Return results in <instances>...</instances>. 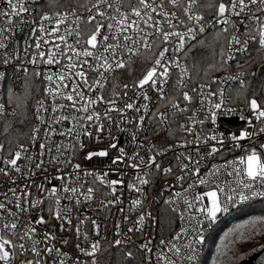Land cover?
Wrapping results in <instances>:
<instances>
[{
    "label": "built area",
    "instance_id": "built-area-1",
    "mask_svg": "<svg viewBox=\"0 0 264 264\" xmlns=\"http://www.w3.org/2000/svg\"><path fill=\"white\" fill-rule=\"evenodd\" d=\"M40 2L41 0H24V6L27 10L19 16L12 18V28L7 33V52L0 50V73L4 74L3 78H0V104H4L6 106L5 115H0V117L8 118L13 117L16 114V108L14 107L16 98L12 97L10 95L11 93H16L18 96L21 94L27 83L32 87L37 84V90H41V94L36 98L32 106V120L29 136L26 141L19 142L28 148L29 155L37 158H39L40 143L48 144L52 149L51 155H55L56 145H68L75 142L71 136L59 135V132H66L68 129L73 127L71 120L54 125L57 129V134L52 135L49 138H45L44 132L41 131L37 141L33 142L30 140L33 127H39L42 130L47 129V121L53 115L51 111L53 103H70L60 99L53 101L47 89L49 87L55 88V84L50 85L49 82L44 79V75L46 74H55L60 72L61 69L67 65V58L58 57V59L63 60V64L48 65L46 63H40L38 59L35 64L30 62L33 56L38 57V50L35 47L36 39H34V37L40 38L42 36V33L37 30L39 25L44 23L45 27L49 30L55 26V19L49 23L47 21H42L41 17L44 15L55 17V14L58 13L43 11L41 9ZM113 2H116V0H113ZM149 2H152V0H149ZM210 2H212V0H200V4L198 5L196 11L199 12V14L205 19V23L203 25L205 30L203 33L197 31L195 33L196 39L189 40L183 52L173 51L177 44L175 38H172L170 43L165 44L162 42V39H157L160 34L155 33L153 28H148L141 24L145 33H152L149 40L150 42L154 41L153 48L151 50H145L142 46L143 41H141V45L139 46V55H131L127 52V50L118 51L116 54V59L122 58L125 61H129L130 58V62L127 63L125 67L133 61L143 59L144 70L137 79L133 81L126 80V77L122 73V70L125 68L124 67L117 69L110 74L105 73V76L108 78L101 81L103 88L96 91L89 92L87 86H85L83 82H80L79 87L86 93L87 96H103L105 100L116 99L119 107H123V105L129 101H134L137 106L147 103L148 111L145 112L143 109L140 112L128 110L123 117L116 112H112V121L102 120L105 126L102 132H97L95 124L87 126L88 130L92 132L93 135L88 137L81 134L80 138L85 144V148L81 150L77 145V152L72 160L73 164L78 163L81 166L79 176L72 174L71 167H65L62 164L57 165L49 163L45 164V168L47 169L46 172L44 170H36L34 167L29 166L31 171L34 173L31 177H27L26 175L21 177L13 173V176L16 178V185L21 187L24 185L28 186V189L31 192L32 200L46 195L39 190V185L41 184L47 188H51L52 186L59 188L62 182L54 179V177L58 174L70 176V180L65 182L70 183L72 186H77L76 181L78 180L79 186H82V190L84 192L87 191L88 187H94L95 192L94 199L91 202H83V198L81 197L82 203L76 204L74 200L64 198L65 194L61 191L62 199L60 207L64 210V213L70 217L71 224L63 223L62 228V221L55 219L49 214V208L53 211L56 210L55 201L45 199L44 204H42L39 208L32 209L30 212L21 214V222L17 230V235L15 237L8 236L7 238L12 239L15 243H20L19 234L25 230L26 226L33 223L40 215H43L47 223L33 225L37 232L36 239L43 241L44 234L46 232L54 234L55 240L51 241V245L60 248L62 252L66 253L74 261L79 260L81 262H90L92 259V257L83 256L77 249V244L84 248L89 247L88 244L84 243L82 236H77L76 226L80 225L82 232L87 233L91 241H99L101 244L102 250L95 256L97 264H118L121 262L122 264H163V261L157 260V256L161 251L166 253L174 261V264H186V262L174 256L171 252H168L167 245L161 246L160 244L161 240L173 242V238L177 233L181 232L182 229H187L191 232V228L195 225V220H192L190 223L187 219L181 220L179 213L173 212L171 208L164 203V201L170 197L175 199L174 193L182 192L183 189L187 188L188 185L195 179L191 176H188L183 182H178L175 179L177 175L182 174V163H188L187 160L183 159L181 154L183 153L184 156L190 155L193 161H200L199 166L201 175L207 174L213 166L219 167L228 161H234L242 156H246L253 149L257 150L261 159L264 160V147H261L264 145V132H260V129L264 127V121H256L249 108L248 102H244V100L240 99L239 96L234 93L236 88L241 87L240 81L228 79V77L235 76L238 73H244V71L241 70V65L243 64L241 59L250 56L253 48L260 47L258 37L256 40H250V35L248 34L246 25H248L249 20L253 15L264 16V13L256 11L255 6H250L253 9L252 12L246 11L239 17H232V21L236 25V29L239 30V38L241 42L250 41L246 53H238L236 47H233L230 50L229 44L227 43L224 60H228L229 56H232L233 59L228 60L227 64H225L226 70L212 75L205 81L196 82L192 78L186 65L184 59L185 50L188 45L196 41L206 32L212 30L220 31L223 27L222 25L214 22L215 9L209 10L203 7V4ZM218 2L219 0H217V3ZM225 2H230V0H225ZM127 4L128 0H124V6L121 8V11L128 12L130 14L131 9L127 6ZM156 4L157 12L153 13V16L156 20L160 21V25L163 27L164 31L185 32L188 27L193 26L190 22H180L181 19L186 21V16L183 13V6L187 5V0H183L181 7L173 6L172 4L167 3V0H165L162 7L159 4V0H156ZM91 7L92 3L87 6V8ZM102 8L110 15H117L114 10H110L106 6H102ZM0 11H10V9H8V0H0ZM71 12L73 11H60L59 13L68 14ZM75 12L79 17H81L79 27L83 37L77 47L83 50L85 47H89L84 43L91 32V28L87 23V16L89 13L85 10V8ZM160 12L177 14V19L172 20V23L176 25L174 29L168 27L164 17L159 14ZM130 18L133 20L136 19L134 16H131ZM107 22L109 21L105 20L104 34L111 35V33L106 31ZM8 24L9 19L0 18V29L7 28ZM75 27L76 24L74 23V18L69 15V18L65 21V23L60 26L59 35H64L66 28ZM94 27L95 24L92 25V28ZM233 31L234 30L230 27L227 32H221L227 37V42L231 38ZM126 34L134 35L131 30H129ZM45 39H48L51 42L44 44L43 40H41V48L39 51H43L46 54L49 49L53 48L57 44H60V41L54 37H45ZM66 39L68 44H76L77 37L75 35L68 36ZM109 43H115V41H109ZM63 47L64 46L61 45V48ZM165 47L169 49L166 53V57L169 60H178L182 66H185L188 69L187 76L185 77L187 86H178L181 72L180 69L172 67L170 68L168 82L163 85V96L166 97V99H161L160 93L146 86L145 91H147L151 100L145 101L142 99L141 91L133 85H135L138 80L143 77L146 71L152 67L155 57H157L159 52ZM101 52H103V47H100L98 51H96V54L99 55ZM105 55L108 54L105 53ZM5 56L9 57L7 63L4 62ZM83 59L85 58L81 57V60ZM86 59H88L89 63L95 65L96 61L93 60L92 57H87ZM84 67L85 74L89 78V83H92L99 77L98 72L88 70L87 65ZM101 71H103V69H101ZM37 72L42 75L37 76ZM75 79L78 80L79 78L76 77ZM243 79L246 82L245 73ZM66 82L71 86V84L75 83V80H68ZM124 85H128V88L125 89ZM201 85L205 86L203 92L200 90ZM34 88L36 90V87ZM193 89H196V91H193ZM184 92H189L192 96V101L190 103L183 100ZM114 93L119 95L115 96ZM260 94L264 98V80L261 85ZM221 99H223L222 107L220 109H215L213 105L220 103ZM41 100L45 102V106L48 108L47 112L41 113V116L46 121L44 124H41L36 119L37 102ZM202 100L203 103H201ZM173 104L179 105L180 108H186L187 111L176 112L173 109ZM107 107L108 105L105 103H98L95 106L96 111L101 114V117H103ZM65 114H67V112ZM140 115H145L146 119L140 130L137 131L136 126ZM162 115L165 119L160 118ZM213 115H215V122H213ZM250 119L252 120L251 125L248 123ZM228 120L234 121L236 124H240V126L233 127L227 123ZM127 121L131 122L129 123ZM199 121H203V123H199ZM181 124L185 125L186 128H192L193 134L189 135L185 130H182L180 128ZM242 130H246L253 135H250L248 138L238 142L231 140V136H239V133ZM133 132H136L137 134V141L135 143L131 142V135ZM196 135L202 137L215 135L218 137V140L210 141L208 145H204L201 142L198 155L194 143ZM221 138L223 140L222 144L219 143ZM186 141L188 142L187 147H178V145ZM110 143H117L118 147L125 148L129 155H131L133 151H137L146 158L153 155L155 150L159 149L162 151L163 155L157 156V160L164 167L170 166L172 168V172L168 175H165L162 172L158 173L153 166L151 174L148 177L151 183L144 186V195L140 197L136 191L129 190L127 186L135 180L136 171L130 167H126L125 164L128 162L125 161L124 164L119 165V168L123 173V175L119 178L122 179L124 183L117 186L119 189L116 194L118 202L104 207L101 202H103V204H107L109 200L113 199V197L108 194L109 189L96 182L94 177L86 176L84 173L86 171L104 172L111 167V160L113 157L118 155V150L108 148ZM136 144H142L143 148H137ZM213 145L220 147L222 150L217 154L207 156L206 154ZM151 146H154V148ZM7 148H5L6 150L3 153L5 158L8 157ZM103 149H108L109 155L107 157H95L92 160L85 159L87 152ZM201 157L204 158L201 159ZM43 159L48 161L50 159V154L46 153ZM20 163L21 165H24L26 162L21 161ZM29 168H25V173H27ZM57 168H60L62 171L58 173ZM231 171V168L221 170L219 176L221 186L231 185L233 188L236 187L235 177L228 174ZM117 178L118 177L114 174L109 175V179ZM12 186L11 181L0 176V201L4 200V192ZM197 190L201 193L206 191L204 186H200L198 189H194L193 191ZM137 198L143 199V207L134 209L132 201ZM9 199H12L11 196H9ZM261 200H264V196H250L248 200L243 202L237 201L234 204H230L229 211L218 214V219L215 223L208 224V222L205 221L202 231L204 241L203 243L197 245L199 253L198 259L209 234L222 220L229 219V217H231L240 207ZM8 207L12 211H17L13 204H9ZM180 207H184L182 202H180ZM146 213H151V215L147 217L141 230L130 232L129 229L134 227L139 216ZM189 215L196 216L197 214L191 211L185 212V217ZM81 221H84L82 225L80 223ZM93 221L99 225L98 236L96 235V229L92 223ZM117 225H119V229H117ZM118 232L119 234H117ZM193 238L194 235L181 236V238L175 240L174 243L182 248L184 243ZM117 239L122 241L121 245L114 244ZM64 241H67V243H64ZM146 241H151L149 247L152 249V252L150 254L141 249V245ZM38 247L43 249L46 245L41 243ZM114 249L124 250V259L121 262L108 258V253ZM13 250L19 256V264H28V261L35 259L34 255L30 251V248L26 252H22L19 248L10 249V251ZM129 252L132 253L131 257L127 255ZM42 259L44 264H58V260H56L54 256H48L43 252Z\"/></svg>",
    "mask_w": 264,
    "mask_h": 264
},
{
    "label": "snow or ice",
    "instance_id": "snow-or-ice-1",
    "mask_svg": "<svg viewBox=\"0 0 264 264\" xmlns=\"http://www.w3.org/2000/svg\"><path fill=\"white\" fill-rule=\"evenodd\" d=\"M80 6L85 7V10L89 13L87 16V23L91 28V32L88 35L84 43L89 46L81 50L77 47L80 44L82 33L80 31L81 17H79L75 11L68 14H60L59 12L55 14V17L44 15L41 17L42 21H47L51 23L55 19V26L50 30L45 27L44 23L39 25L37 29L42 36L40 38H35L36 43L35 47L38 50V57L33 56L31 63H37V59L40 63L51 64H63V60L58 59V57H66L67 65L61 69L60 72L55 74H46L44 79L49 82L50 85L55 84V88L49 87L47 91L53 101L57 99L65 100L70 102L69 104H56L53 103L51 111L53 115L47 121L48 127L46 130H42L39 127H33L30 140L35 142L37 141L41 131L44 132L45 138H49L52 135L57 134V129L54 125L63 123L65 121L71 120L73 127L68 129L66 132H59L61 136H71L75 141L68 145L59 144L55 147V155H51L52 149L46 143L39 144V158L34 157L28 154V148L22 143H16L13 145L11 141L8 144V157L5 158L3 153L5 152V145L0 143V176L11 181L12 187H9L6 192H4V200L0 201V262L2 264H12V258L15 256L14 251L10 249L19 248L22 252L29 250L34 255L35 259L28 261V264H44L42 259V252L46 253L48 256H54L58 260V264H97L95 256L100 252L101 244L99 241H91L87 233L82 232L80 225L76 226V233L78 237L82 236V239L85 244H88L89 247L84 248L77 244V249L85 257H92L90 262H81L79 260H73L66 253L62 252L60 248L51 245V241L55 240V236L52 233L46 232L44 234L43 241L36 239V228L33 226L39 224L47 223L45 217L40 215L33 223H30L25 227V230L19 234L20 243H15L12 239L7 238L8 236L15 237L17 235V230L21 222V214L30 212L32 209L39 208L44 204L45 199L54 200L56 204V210L53 211L49 208V214L52 215L55 219L62 221L63 223L71 224V219L64 213V210L60 207L61 205V191L65 194L64 198L69 200H74L76 204L83 202H91L94 199V187H88L87 191L82 190V186H79V181H76L77 186H72L70 183L65 181L70 180V176H65L58 174L54 179L61 181L59 188L52 186L51 188L45 187L43 184L39 185L40 192L45 193L43 197H38L35 200L31 199V192L28 189L27 185L23 187L16 185V178L13 176V173L18 176L31 177L34 173L31 171L29 166L34 167L36 170H44L45 164H62L65 167L72 168V174L79 176L80 164H73L72 160L75 157L77 152V145L79 149H84L85 144L81 140V134L84 136L91 137L92 132L88 130L89 125H96L97 132H102L104 130V124L102 120L112 121V112L118 113L120 116H124L126 111L134 110L140 112L142 109L147 112L148 104H142L137 106L134 101L126 102L123 107L117 105V100H105L103 96H87L86 93L80 89L79 84L83 82L89 92L96 91L103 88L102 80L107 79L105 73L114 72L117 69L124 68L129 61L124 59H116V54L118 51L127 50L131 55H139L140 50L139 46L141 41H143V48L145 50H151L154 45V41L149 40V37L152 36V33H145L144 28L141 27V24L145 25L148 28H153L155 33L160 34L157 39H162V42L167 44L172 41V38H175L177 44L173 49L174 52H183L185 46L189 40H195V33L199 31L203 33L205 19L199 12L196 11L200 0H187V5L183 6V13L186 16V21L181 19V23H191L193 26L188 27L185 32L178 31H164L163 27L160 25V21L156 20L153 16V13L157 12L156 0H128L127 6L131 9V13L121 11V8L124 6V0H88L92 3L91 8H87L86 4L83 3V0H79ZM165 3V0H159V4L162 7ZM167 3L172 4L176 7H181L183 0H167ZM102 6H106L110 10H114L117 15L113 16L104 11ZM250 6H255V10L261 13H264V0H230V2H225V0H212L210 3L203 4V7L212 10L214 12V22L220 24L223 27L220 29V32H227L231 27L234 31L231 38L228 40L229 49L236 47L238 53H246L248 44L250 41L241 42L239 38V30L236 29V25L232 21V17H239L241 14L247 12H252L253 9ZM8 9L10 11H0V18L9 19V24L7 28L0 29V50L7 52L8 44V31L12 28V18L19 16L21 13H24L27 9L24 6V0H8ZM95 13V14H93ZM161 16L164 17V20L167 22L168 27L174 29L176 25L172 23L173 19H177L176 13H167L160 12ZM71 15L74 18V23L76 24L75 28H66L64 35H59L60 26L65 23V21ZM134 16L136 19H131L130 17ZM99 17V19H98ZM105 20L107 22L106 31L111 33V35L104 34L105 30ZM95 24V27L92 28V25ZM248 34L250 35V40H256L258 37V43L260 48L264 49V16L253 15L248 25H246ZM131 32L134 35H127L126 33ZM75 35L77 37L76 44L71 45L67 43L66 37ZM219 35V33H217ZM45 37H54L60 41V44L55 45L53 48L49 49L47 54L43 51H39L41 48V40L44 44H48L51 41L45 39ZM122 37V40H121ZM109 41H115V43H109ZM203 44V41H201ZM61 45L64 47L61 48ZM100 47H103V52L96 54V51ZM91 49V50H90ZM169 51L168 48H163L159 52V55L155 57L154 63L151 68H149L146 73L143 75L138 82L133 85L138 88L142 93V99L145 101H150L151 97L145 91L146 86L152 90L157 91L161 94V99H166L163 96L165 85L168 82L170 76V68L180 69L181 76L178 81V86L186 87L185 77L187 76L188 69L185 66H182L178 60H169L166 57V53ZM107 53L108 55H105ZM81 57L85 59L81 60ZM87 57H92L96 61L95 65L89 63ZM8 56H5L4 62H8ZM233 59L232 56L228 57V60ZM228 60L221 62L222 66L227 64ZM85 65H87L88 70L96 71L99 73V77L89 83V78L85 74ZM103 69V71H101ZM3 73H0V78H3ZM37 76L42 75L37 72ZM244 73H238L235 76L228 77V79L239 80L241 88L246 86V82L243 79ZM79 79L76 80L75 78ZM68 80H75V83L71 86L66 82ZM204 85L200 86L201 92H203ZM124 88L127 89L128 85H124ZM196 91V89H193ZM12 97L19 99L16 93L10 94ZM118 96L119 94H115ZM126 95V93H125ZM222 95V94H221ZM183 100L186 102L192 101V96L189 92L183 93ZM98 103H105L108 107L105 109L103 117L101 114L96 111L95 106ZM203 103V100L201 101ZM223 104V99L220 103L213 105L215 109H220ZM249 108L253 113V117L256 121H264V108L261 107L257 99L253 98L249 102ZM20 105L17 104V108ZM173 109L176 112L187 111L186 108H180L179 105L173 104ZM48 108L45 106L43 100L37 102L36 107V119L44 124L46 121L41 116L42 112H47ZM6 106L0 104V115H5ZM67 112V114H65ZM75 113V114H74ZM195 115V114H194ZM161 119H165L162 115ZM145 115L139 116V121L137 123V131L143 125L145 121ZM131 122V121H127ZM213 122H215V115H213ZM203 123V121H199ZM249 125L252 124V120L248 121ZM119 126V125H117ZM11 128L10 124H6L4 132H8ZM180 128L185 130L189 135L193 134V129L181 124ZM260 132H264V127L260 129ZM252 133H249L246 130H242L239 133V136H231L233 141H242L248 138ZM218 137L212 135L210 137H202L199 135L195 136V147L196 152L199 155L201 142L204 145H208L210 141H217ZM137 141V134L133 132L131 135V142L135 143ZM219 143L222 144V138L219 140ZM188 142L181 143L178 147H187ZM137 148H143L142 144H136ZM154 148V146H151ZM261 147H264L262 145ZM108 148L117 149L118 155L113 157L111 160V167H109L104 172L99 171H86L84 175L94 177V180L99 184L107 187L109 189V195L113 199L109 200L107 204L102 206L107 207L108 205L115 204L118 202L117 192L118 185H122L124 181L119 177L123 175L119 165L124 164L125 161L128 163L125 164L126 167H130L136 171L135 180L132 183H129L127 186L129 190L136 191L140 197L144 195V186L151 183L148 179L151 174V169L155 167L158 173H163L165 175L171 174L172 168L170 166L164 167L158 160L157 156L163 155L162 151L157 149L153 155L148 156L147 158L141 155L137 151H133L131 155L127 152L125 148L118 147L117 143H110ZM222 149L213 145L210 147L207 156H212L217 154ZM50 154V159L45 161L43 157L45 154ZM67 153V155H66ZM109 155L108 149L98 150V151H89L87 152L85 159L92 160L95 157L105 158ZM184 160H187L188 163H182L181 165V175L176 176L178 182H183L188 176L194 177L192 183L188 185L187 188L183 189L182 192H175V199L169 198L164 201L165 205L169 206L171 210L175 213H179L180 219L190 223L192 220H195V225L191 228V232L187 229H182L181 232L177 233L173 238V242H168L161 240V246L167 245L168 252H171L174 256L186 262V264H197L198 259V249L197 245L203 243L204 236L202 234L203 226L205 221L208 224H213L218 219V214L226 213L229 211V205L234 204L237 201L243 202L248 200L250 196H264V160L261 159V156L258 154L257 150L253 149L246 156H242L237 160L228 161L222 166H213L212 169L208 171L207 174L201 175L200 172V161H193L190 155L184 156L181 154ZM204 157H201L203 159ZM179 159V158H178ZM21 161H25L24 165H21ZM25 168H29L27 173H25ZM231 168L232 171L229 172V175L235 177L236 187L233 188L231 185L221 186L219 182V176L221 170H227ZM62 170L57 168V172L60 173ZM116 175L117 179H109V175ZM47 178V177H46ZM50 182V181H49ZM200 186H204L206 191L203 193L193 191L198 189ZM11 196L12 199H9ZM180 202L183 203L184 207H180ZM143 199L137 198L132 201L133 208H142ZM13 204L17 211H12L8 205ZM194 212L197 215H189L185 217V212ZM151 213L141 214L138 220L135 222L133 228H130L129 231H140L143 223L150 216ZM87 219V218H85ZM81 225L84 221L80 222ZM94 228L96 229V235H99V225L95 221L92 222ZM119 229V225L116 226ZM119 234V232L117 233ZM194 235L193 239L188 240L183 244V247L177 246L174 241L181 238V236ZM45 244L46 247L41 249L38 247L39 244ZM67 243V241H64ZM122 241L117 239L115 240V245H121ZM151 241H146L141 245V249L147 253H151L152 249L149 247ZM129 257L132 256V253L127 254ZM158 261H163V264H174V261L163 251L157 256Z\"/></svg>",
    "mask_w": 264,
    "mask_h": 264
},
{
    "label": "trees",
    "instance_id": "trees-1",
    "mask_svg": "<svg viewBox=\"0 0 264 264\" xmlns=\"http://www.w3.org/2000/svg\"><path fill=\"white\" fill-rule=\"evenodd\" d=\"M83 3L86 6L91 4L88 0H83ZM40 6L46 12L78 11L85 8L80 6L79 0H41ZM227 43V37L223 33L212 30L187 46L184 59L194 81H205L226 70L225 64L222 66L221 62L224 61ZM241 61L246 86L236 88L234 93L246 103L255 98L264 108V98L260 94L264 80V49L253 48L251 55ZM143 65V59L127 65L122 70L126 80L137 79L144 70ZM40 94L37 84L32 87L27 83L18 95L19 99L15 101L16 114L8 118L0 117V143L5 148L9 141L14 145L27 140L32 106ZM17 104L20 105L19 108ZM6 124L11 125L8 132H4ZM254 255L256 258L253 264H264V200L242 206L229 219L222 220L209 234L197 264H238ZM108 258L121 262L124 250L114 249L108 253ZM12 264H19L17 253L12 258Z\"/></svg>",
    "mask_w": 264,
    "mask_h": 264
},
{
    "label": "water",
    "instance_id": "water-1",
    "mask_svg": "<svg viewBox=\"0 0 264 264\" xmlns=\"http://www.w3.org/2000/svg\"><path fill=\"white\" fill-rule=\"evenodd\" d=\"M227 123L230 124V125H232L233 127H234V126H240V124H236L234 121H231V120H228ZM255 258H256V255L250 257V258L247 259V260L241 261V262L238 263V264H253Z\"/></svg>",
    "mask_w": 264,
    "mask_h": 264
},
{
    "label": "rangeland",
    "instance_id": "rangeland-1",
    "mask_svg": "<svg viewBox=\"0 0 264 264\" xmlns=\"http://www.w3.org/2000/svg\"><path fill=\"white\" fill-rule=\"evenodd\" d=\"M230 218V217H229ZM2 264V262H0Z\"/></svg>",
    "mask_w": 264,
    "mask_h": 264
}]
</instances>
